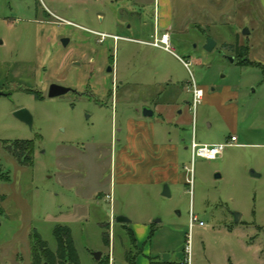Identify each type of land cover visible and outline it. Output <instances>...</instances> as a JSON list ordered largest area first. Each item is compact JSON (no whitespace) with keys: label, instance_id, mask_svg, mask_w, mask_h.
<instances>
[{"label":"rangeland","instance_id":"374dc122","mask_svg":"<svg viewBox=\"0 0 264 264\" xmlns=\"http://www.w3.org/2000/svg\"><path fill=\"white\" fill-rule=\"evenodd\" d=\"M163 1L0 0V91L12 92L0 98V264H32L34 233L57 253L58 225L71 230L77 264H180L191 209L205 224L193 230L195 263L264 264V0H172L186 25L171 32V52L143 44ZM193 83L206 93L196 106ZM53 84L75 92L50 98ZM154 101L164 104L158 141L181 151L169 197L167 184L112 187L111 151ZM21 109L31 127L15 118ZM234 135L238 146L216 161L195 160L188 186L193 136L226 144ZM137 225L148 228L139 245L128 229Z\"/></svg>","mask_w":264,"mask_h":264},{"label":"crops","instance_id":"0c3cea01","mask_svg":"<svg viewBox=\"0 0 264 264\" xmlns=\"http://www.w3.org/2000/svg\"><path fill=\"white\" fill-rule=\"evenodd\" d=\"M163 2H165V0ZM166 3L169 5V8L166 10L167 12L164 11L162 13L161 19H155L154 27L152 31L148 33L151 39L154 38L156 33H158V35L162 33V35L169 34L171 41V32L174 28L179 27L182 31L185 29V22H177L176 20L173 1L166 0ZM202 4L205 5V3ZM198 9L199 6L197 5V10ZM115 37L121 38L119 35ZM148 43L150 42H143V44L150 46ZM150 47L155 48L153 46ZM121 85L123 86L124 82H121ZM145 85L149 86V84ZM160 94V92L156 94L158 99ZM205 94L206 93H204V97ZM154 106V110L151 108L154 112L153 118H144L142 115L144 120H133L131 118L127 120L125 143L118 149L115 148L111 151L112 187H119L125 192L128 188H162L164 184L173 185L179 183L180 145L178 143L171 144L170 139L164 143L158 141L159 132L153 120L155 121L158 113L161 116L163 115L162 108H164V104L154 101ZM179 116L178 119L176 118L178 121L177 124L182 122L183 113L180 112ZM210 144L213 145L215 143ZM185 151H190V148H185ZM188 179L189 176L185 173L186 183ZM99 195L104 197L102 193ZM123 199L125 200V198ZM115 212L116 207L112 204V219ZM138 226L140 225L135 226L136 230H134L133 226V228L129 226L128 229L134 234V238L139 245V235L142 234V237H144L148 232V228L147 226H141L142 228L140 229ZM144 254L147 256V249L144 250ZM135 263L148 264L145 259L140 258L137 259V261L135 260Z\"/></svg>","mask_w":264,"mask_h":264},{"label":"built area","instance_id":"2783aa9c","mask_svg":"<svg viewBox=\"0 0 264 264\" xmlns=\"http://www.w3.org/2000/svg\"><path fill=\"white\" fill-rule=\"evenodd\" d=\"M105 37V35H102ZM115 40H118V37H114ZM150 46H153L158 49H162L167 52H171L169 47L170 44V35L163 34L159 36L158 33L155 34L153 38V42L148 43ZM187 66V65H186ZM192 94H193V104L196 106L200 103L202 98L204 97V91L199 88L195 83L192 85ZM238 138L237 136H232L230 141L226 144H200L196 141L195 136H193L192 144L190 146L192 165L191 167H185V170L189 176L187 180V185L193 186V174H194V162L196 159H204L206 161H216L219 157H221L224 153V150L229 146H238L237 144ZM198 224L200 227H205L204 222L199 221L198 217L195 215L194 211L191 209L189 212V233L186 235L185 239V248L183 258L180 264H197L194 262V248H193V230L195 225ZM112 228V223L110 225ZM109 264H112V258L109 259Z\"/></svg>","mask_w":264,"mask_h":264},{"label":"trees","instance_id":"16d2710c","mask_svg":"<svg viewBox=\"0 0 264 264\" xmlns=\"http://www.w3.org/2000/svg\"><path fill=\"white\" fill-rule=\"evenodd\" d=\"M237 49L236 46H231V50ZM20 144L16 143L12 145L14 151V156L19 158ZM18 151V152H17ZM55 236L58 240L59 249L57 253L52 252L48 244L42 240L38 233H34L33 243H32V264H77V253L74 247L71 230L66 226H56ZM135 238L133 237V240ZM135 241V240H134ZM105 242H108L107 235L105 236ZM69 258V261L67 260ZM128 260L131 264H135L134 257L128 256ZM100 264H109V259L105 261H100Z\"/></svg>","mask_w":264,"mask_h":264},{"label":"water","instance_id":"95a60500","mask_svg":"<svg viewBox=\"0 0 264 264\" xmlns=\"http://www.w3.org/2000/svg\"><path fill=\"white\" fill-rule=\"evenodd\" d=\"M244 34H249V31H244ZM69 43L68 40H64L63 41V45L64 46H67V44ZM217 47V43L211 39V38H208L207 41H206V44H205V50L207 52H212L215 48ZM231 62L234 61V59H230ZM108 72L109 73H112L113 72V69L112 68H109L108 69ZM73 90L71 88H66V87H62V86H59V85H56V84H53L50 86L49 88V97L50 98H57V97H61V96H64L70 92H72ZM12 96V92L11 91H6V92H3V91H0V98L1 97H6V98H10ZM142 115L144 118H153L154 117V112L152 111L151 108L149 107H144L143 108V111H142ZM15 118H17L19 121L25 123L26 125L28 126H32V123H33V118L31 116V114L26 110V109H21V110H18L17 112H15L14 114ZM254 176H258L257 174L253 173ZM220 176L218 175L217 178H219ZM162 195L164 197H169L170 196V190H169V187L168 185H165L164 188H163V193ZM117 223L119 224H127V223H130V220H128L127 218L125 217H122V216H119L117 219H116ZM240 221V215L239 214H235V222L236 223H239ZM96 260L97 261H100L101 258H102V254H96ZM168 257H166L167 259ZM165 259V260H166Z\"/></svg>","mask_w":264,"mask_h":264},{"label":"flooded vegetation","instance_id":"af4514ba","mask_svg":"<svg viewBox=\"0 0 264 264\" xmlns=\"http://www.w3.org/2000/svg\"><path fill=\"white\" fill-rule=\"evenodd\" d=\"M64 41V40H63ZM63 41H62V43H63ZM110 68V67H109ZM72 92H75L74 90L72 91ZM72 92H70V93H72Z\"/></svg>","mask_w":264,"mask_h":264}]
</instances>
